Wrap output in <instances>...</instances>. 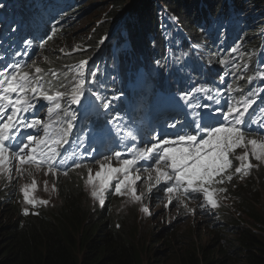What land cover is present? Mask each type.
Listing matches in <instances>:
<instances>
[{"label": "trees", "instance_id": "1", "mask_svg": "<svg viewBox=\"0 0 264 264\" xmlns=\"http://www.w3.org/2000/svg\"><path fill=\"white\" fill-rule=\"evenodd\" d=\"M4 1L12 0H1L0 9L8 11L14 7L4 8L1 3ZM84 1L78 0L77 5ZM134 1L131 12L117 24L118 29L128 25L130 32L119 31L105 44L101 55L83 70L80 69L81 62L97 54L91 47L98 48L105 33L113 29L115 21L121 18L126 1L119 0L116 4L111 1L104 20L89 36L79 39L70 54H55L57 52L49 48L44 50L43 47L51 42L50 38L38 41L37 35L42 36V32L38 34L34 29L31 32L27 27L33 21V26L38 24L36 31L39 32L44 24L47 27L44 30H49L51 18L58 14L59 20L65 18L66 15L60 11L53 15L51 11L37 15L36 21L28 16L19 19L17 15L14 21L27 19L23 30L16 29L11 24L13 20L4 25L8 20L6 15L0 31L7 29L11 39L15 36V42L21 37H36L31 39L32 42L38 41L30 54L32 64L25 72L32 77L39 76L42 83L51 81L50 90L71 92L86 72L87 85L93 86L98 84L99 73H105L100 77L105 79L102 93L106 102H114L112 93L114 96L123 93L121 97L134 95V89L144 82L161 87L183 86L201 83L196 78L214 76L218 82L231 83L228 88L233 91V100L255 98L256 87L264 82V0ZM202 2L208 5L202 7ZM76 10L72 13L77 15ZM168 13L175 16L171 15L169 26ZM135 23L141 27L134 28L132 25ZM13 28L22 34L16 35ZM136 29L138 34L134 36L132 33ZM61 32L53 31L49 36H58ZM3 34L0 39H3ZM64 34L66 32L61 35ZM41 42L45 43L43 47H39ZM233 48L236 50L230 51ZM38 50L45 57L42 62L35 60ZM221 59L224 60L223 65L219 62ZM140 60L146 63L140 65ZM36 66L41 69L40 73H36ZM93 71L97 73L95 77L90 74ZM97 111V107L92 109L88 117L92 114L96 118ZM88 117L89 122L91 119ZM86 129L82 127L79 147L85 142ZM242 151L237 149L236 155ZM239 164L240 161L234 159L231 170ZM228 172L232 174L231 181L225 179L224 183L215 184L213 188L225 189L221 195L235 209L237 217L226 207L220 219L224 228L220 230L211 221L206 227L212 237L199 245L190 242L187 247L178 242L174 230L168 232L169 228L159 223L160 232L149 230L141 235L135 228L137 214L133 222L129 221L128 215L130 211L136 212L138 202L133 206L121 203L115 210L106 194L105 203L100 206L92 199L91 187L81 185L78 178H75L78 181L73 179L71 185H61L59 180L63 178L57 179L59 185L53 188L48 205L34 216H27L30 206H23L22 201L16 202L14 195L8 199L0 191V264H165L167 259L157 248L165 246L172 249L173 244H181L169 257L173 264H264V166L253 165L247 175ZM75 173L70 177H75ZM78 173L82 181L87 180L86 168ZM2 196L5 199L2 200ZM29 217L35 220L27 222ZM164 231L167 233L162 235Z\"/></svg>", "mask_w": 264, "mask_h": 264}, {"label": "snow or ice", "instance_id": "2", "mask_svg": "<svg viewBox=\"0 0 264 264\" xmlns=\"http://www.w3.org/2000/svg\"><path fill=\"white\" fill-rule=\"evenodd\" d=\"M31 44L30 38L25 40V47L16 50L14 56L24 57L26 60L29 55L28 46ZM235 50L233 48L230 51ZM219 62L221 65L224 64L223 59ZM86 64L87 61L81 62L80 69H85ZM24 67V60L15 59L6 66L0 65V170L10 171L15 160V171L18 174L22 173V166L35 165L38 168L46 166L53 175H56L57 169H60L61 165H66L70 159L59 149L70 143L69 134L77 126L74 122L78 120L79 115L87 111L85 80L81 78L70 93H46L43 91L41 78L32 77L28 72L21 71ZM35 71L40 73L41 69L36 68ZM90 74L93 77L97 75L95 71ZM66 95L70 97L69 112L66 115H71L67 127L52 132L45 124L46 138L30 133L29 129L34 133L41 131L38 127L41 125V119L36 115L41 101L54 104L56 109H60L61 100ZM92 95L98 94L93 92ZM192 95L190 90L181 92L173 98L183 102L184 116L167 122L163 127L159 124H149V131L152 132L150 141L142 136L143 129L130 127L128 131L133 140L131 145L121 141L120 149L115 150L113 145L111 154H106L102 148L95 146H91V150L86 153H74L77 159L71 167H83L88 170L86 184L91 187V196L99 201L100 206L105 203L106 193L113 189V195L129 196L132 202L141 201L144 194H137L136 184L141 180L139 173L143 171L147 173L145 182L154 181L151 187L166 185L162 190L168 195L169 202L175 198L183 203L181 196L187 193L202 194L204 201L215 208L216 189L213 185L222 184L225 179L231 181L232 174L228 170L233 165L230 157L234 156V159L240 161L234 171L243 175H247V170L253 167L248 162L249 155L256 161L264 162V125L260 131L254 133L253 126L246 120V114L249 117L252 115L249 109L254 103L253 100L229 98L225 110L223 107H213L211 103H200L199 100L190 103ZM121 96L123 93H118L112 99H119ZM220 96L222 90H217L213 95L207 96V99L214 100L215 104L219 105ZM109 107L110 101L103 104L105 111ZM47 111L51 113L53 108L48 107ZM120 115L116 113L114 120ZM113 122L108 121V124L111 125ZM101 131L110 133L111 129L102 128ZM249 134L261 138L248 139ZM76 139L79 140V136ZM141 140L144 141L142 145ZM236 149L244 151L242 154L234 155ZM92 165H98L94 174ZM60 170L67 174V169ZM219 191L223 192L225 189L221 188ZM22 192L25 203L34 206L36 201L29 199L28 189L24 188ZM40 203L47 204L48 201ZM141 211L146 215L150 214L147 207L142 206ZM24 214L27 215L28 211L25 210Z\"/></svg>", "mask_w": 264, "mask_h": 264}, {"label": "rangeland", "instance_id": "3", "mask_svg": "<svg viewBox=\"0 0 264 264\" xmlns=\"http://www.w3.org/2000/svg\"><path fill=\"white\" fill-rule=\"evenodd\" d=\"M24 1H28V0H24ZM86 1L87 3H83L80 6L77 15H73L72 13L59 25V28H66L65 29L66 34L59 35L57 39H52L49 44H46L43 47L44 50L49 48L53 51H56L57 53H60L61 55L65 53H69L74 47L75 40H79L84 36H89L90 33L94 30L95 26H97L99 23H101V21L104 20L106 10L110 7L112 0H86ZM122 1L127 2L125 5H123V8L121 10L124 12L125 10H128L131 7L134 0H122ZM131 10L128 11V14L131 12ZM118 22H119V18L115 21V26L118 24ZM112 34L113 33L109 35L106 41L110 39V36ZM37 52L38 53L36 54V56L39 57V51ZM75 178H78V180H80L81 183L86 184V181H82L80 179L78 172L76 173L75 177L67 176L63 179V181L71 185L72 183H74L73 179L75 180ZM48 180L49 182H51V185L44 183L41 180L40 176L34 175V171L32 172V175H29L27 177L26 182L29 185L28 189H30L32 194L35 195L37 200L39 201H43V199H50L52 197L53 194L52 186L54 179L48 177ZM200 195L203 198V195L202 194ZM214 196L221 203L225 204L226 201L221 199V197L217 193H215ZM157 198L160 197L157 196L155 199ZM124 202L129 206V204L132 201L130 200L129 196H125ZM132 203L133 205L135 204V202ZM142 203H143V198L141 201L138 202V206H139L138 209L140 208ZM154 203L156 204V202L152 197L150 198L146 197V207L151 211V213H155L154 220L143 221L142 219L137 218L135 222V228H137L138 232L141 235L143 233H147L149 230H156L160 232L158 225H155L159 223L164 227L170 226L168 232L174 230L178 238V242L181 241L183 244H185L184 247H187L186 245L190 242L194 243V245H199L200 243H204L205 241L211 238L210 229L206 227V225H209L211 222L210 219L211 214L208 212H204L201 209L199 205V201L197 199L190 198V201L187 202L185 206L177 202L176 203L177 206L169 207L168 205L167 207L164 208L162 206H155ZM115 205L117 207L120 206V204H115ZM235 214L236 213H234V215ZM128 215H129V221L133 222L136 213L130 211ZM216 229L217 228H214V230ZM165 233H167V231H164L162 235H164ZM198 237H200V241ZM180 246L181 244H173L174 249L173 248L170 249L169 247H165V246H159L157 248V251L162 254V257L163 255L166 257L167 260L165 264H173L172 261L169 260V257H172V252L176 251V249H178Z\"/></svg>", "mask_w": 264, "mask_h": 264}, {"label": "clouds", "instance_id": "4", "mask_svg": "<svg viewBox=\"0 0 264 264\" xmlns=\"http://www.w3.org/2000/svg\"><path fill=\"white\" fill-rule=\"evenodd\" d=\"M150 89H152V87H150ZM44 123L47 124L48 127H51L52 126V121L48 117H45L44 118ZM105 139L107 141H111L113 139V135L112 134L111 135H105ZM70 148H71L70 149V152L68 153L69 156L76 149L74 147H70ZM234 155H236V151H235ZM230 158L232 159V165H233V163H234V156L233 157H230ZM248 162L250 164L254 165V166H256V165L261 166L255 160L249 159ZM13 164L14 165L16 164L14 160H13ZM30 170H33L34 171V175L40 176L41 177V180L44 183L51 185V182H49L48 177L49 178H52L54 180L61 179V178L64 179L68 175V173L70 171H71L70 175H72L75 172L77 173L79 171H82L83 170V167H81V168H73V167H70L69 169H67V174H65L62 171L61 174L59 176H57V175H53L51 171L50 172L49 171L47 172L45 167L38 168L35 165H29V166L28 165H24V166H22V173H24V171H30ZM95 170L96 169H94V172H95ZM10 171H11V169H10ZM229 171H234V170H231V168H230ZM247 172H248V170H247ZM22 173H19V174H22ZM76 173H75V176H76ZM240 174H243V173H240ZM140 176H141V180L140 181H137L136 189H137V194L143 193L144 194V197H143V203H142V205L140 206L139 209H136V212L135 213L138 215V218L139 219H142L143 221H152V220H154V215H155V213H151V211L149 209L148 210H149V213L150 214H148V215H146L145 213H143L141 211V207L142 206L143 207H146V197H148V198L152 197L154 199V201L156 202V205L155 206H164V207H165V205H167V206L168 205L169 206L172 205L173 206L177 202H179L181 205L185 206V204L190 201V198L197 199L199 201V205H200L201 209L204 212H208V213L211 214V216H210L211 221L214 222L216 225H218V227L220 228V230L224 228L223 222L220 221L222 210H224L227 207L231 212L236 213L235 209L231 205H229L227 202H225V204L221 203L215 196H214V199L216 200V203H217V207H215V208H212L211 205H208L207 202L204 201V199L202 198V196L200 194H192V193L183 194L181 196V199H183V203H181L179 199H175V198H173L172 201L169 202L168 195H166L165 192L162 190L164 187H166V185L160 184V185H157L156 187H151V185H152V183H154V181L145 182L146 181V178H147V173H144L143 172L142 175H140ZM21 180H22L21 182H14V185L12 184L10 186L7 185V184H5V183H1L0 182V191L4 192L3 196H7V192L8 191H10V192L11 191H17V190L19 191V189H21L20 190V193L18 194V198H20V201H22L23 206H30V204L25 203L24 196H23V192H22V189L26 188L27 185H28V183L25 181V177H22ZM150 187H151V191L148 190ZM52 188H54V187L52 186ZM158 189H161V190H158ZM28 193H30L29 190H28ZM215 193H217L221 197V199H223V197L221 195V191H219V189H216V192ZM106 194H108V196L110 198V201H111L110 205L111 206H113L115 204L124 203V200L121 201V202H118V201L120 199H122V198H125V196L113 195L112 194V191L111 192L108 191ZM31 195H32V193H31ZM155 195L156 196H159L160 198L155 199L156 198ZM3 196H2V200L5 199V197H3ZM165 198H166V200H165ZM92 199L94 201H96V202H99V201L95 200L93 197H92ZM45 200H49V199H43V201H45ZM162 201H165V202H162ZM234 216L237 217V213ZM155 225H158V223L155 224Z\"/></svg>", "mask_w": 264, "mask_h": 264}, {"label": "bare ground", "instance_id": "5", "mask_svg": "<svg viewBox=\"0 0 264 264\" xmlns=\"http://www.w3.org/2000/svg\"><path fill=\"white\" fill-rule=\"evenodd\" d=\"M117 1H119V0H112V2H114L115 4H116V2ZM14 2H16V3H20V4H25V5H23V6H27V7H32V6H34V4H35V2H37V1H34V0H28V1H19V0H16V1H14ZM44 2V0H40V5H41V3H43ZM135 2V1H134ZM29 4H32V5H29ZM133 4V3H132ZM40 5H38V6H40ZM208 5V3L206 2V3H204V2H202V7H206ZM132 6L133 5H131V7L128 9V10H131V8H132ZM36 7V6H35ZM33 8V7H32ZM36 8H33V11L35 10ZM128 10H125L124 12H122V14H121V18L119 19L120 21H121V19L123 18V16L125 15V14H128ZM262 10H264V9H262ZM26 12H28L29 13V15H31L30 14V12L27 10ZM48 13V12H47ZM0 14L2 15V16H6L7 15V11L6 10H4V9H0ZM39 13L37 12V14H36V16L38 15ZM168 15H169V20H168V22H167V26H169V24H170V21H171V15H173L174 16V14H170V13H168ZM36 16L34 17V20L36 21ZM47 16H48V14H47ZM50 16H51V14H50ZM175 17V16H174ZM26 22H27V19H23V20H20V21H12V23H13V26L17 29V28H21L24 24H26ZM49 22V21H48ZM38 26V24L36 25V26H33L32 28H35V27H37ZM134 28H139V27H141V26H137V24L135 23L134 25H132ZM112 27V26H111ZM126 27L127 28H122V29H118L119 28V26H115V27H113V29L110 31V32H108L107 34L105 33V35L104 36H107V37H109V35L111 34V33H113L111 36H110V38L111 39H113L114 37H115V35L119 32V31H122V32H124V33H126V32H130V27H128V25H126ZM42 28H44V29H47V27L46 26H43ZM132 29V28H131ZM27 31V30H26ZM18 32H20V31H15L14 33L16 34V35H18V34H22V33H18ZM25 32V31H24ZM134 36H136L137 34H138V31H137V29L135 30V32L134 33H132ZM30 39H32V38H36V37H33V36H30L29 37ZM132 38V37H131ZM74 40H75V38H74ZM2 41H4V37H3V39H0V44L2 43ZM78 40H75L74 41V44H76V43H78L77 42ZM8 42L9 41H7V42H5L4 41V43L2 44V45H4V44H8ZM56 44V43H55ZM104 48L103 47H98V48H96V50L98 51V53H101L102 52V50H103ZM49 51V50H48ZM221 51V50H220ZM45 52V51H44ZM50 52V51H49ZM42 54V53H41ZM45 54V53H44ZM44 56V55H43ZM47 57V56H46ZM45 58V57H44ZM140 62H142V60H140ZM138 64L136 65V66H138L139 65V61L137 62ZM146 63V61H144V62H142V63H140V65H143V64H145ZM40 64V63H39ZM39 64H37V66L39 65ZM41 64H43V63H41ZM4 66H6V64L4 63L3 64ZM36 66V67H37ZM182 67V66H181ZM38 68V67H37ZM216 69V68H215ZM212 72V71H211ZM227 72H229V68H227ZM215 75V74H214ZM177 77V76H176ZM180 77H181V79L180 80H182V75H180ZM212 77H214V76H212ZM217 77H218V75H217ZM178 78V77H177ZM50 79V78H49ZM194 79V78H193ZM204 79H206V78H204ZM204 79H202V80H204ZM184 80V79H183ZM48 81V80H47ZM150 106H155V107H161V105H159V106H157V105H155V104H152V103H148ZM100 105H102V103H100ZM100 105L98 106V107H100ZM166 106H168V104L166 103ZM101 109H103V107L101 108ZM163 110V109H162ZM89 120L91 119V121H93V119L95 118V115H90L89 117ZM161 119H159V121H157V123H155V124H159V122H161L162 121V117H160ZM131 121V120H130ZM83 122L84 123H86V125H84V127H87L88 126V128L90 129V131H101V129L102 128H105V127H101V126H99L96 122H88L87 120H83ZM134 122H136V121H134ZM116 125H120L121 127H125V128H128L130 125H128V123L126 122V121H124V122H118ZM94 126H96V128H94ZM149 134H152V133H149ZM148 138V137H147ZM148 140H150L149 138H148ZM140 143H144V141L143 140H141L140 141ZM15 161V160H14ZM13 163V162H12ZM15 163H16V161H15ZM7 167V166H6ZM32 172H33V170H30V171H24V173H22V174H18L16 171H15V165L13 164V167L11 168V171H2V170H0V182L1 183H5V184H7V185H14V182H21L22 180V177H25V181H27V177L29 176V175H32ZM61 172H62V170H60V169H57V171H56V175L57 176H59L60 174H61ZM70 173H71V171L68 173V175L67 176H69L70 175ZM66 176V177H67ZM60 181V183H61V185L63 184V183H67V182H64L63 181V179H61V180H59ZM78 181V180H77ZM68 184V183H67ZM80 184L81 185H84L83 183H81L80 182ZM59 184H58V181L57 180H53V187L55 188L56 186H58ZM27 189L29 188V185H27V187H26ZM20 190L21 189H19V191L17 190V191H8L7 192V197H8V199H10L11 198V196L12 195H14V199H15V201L16 202H19L20 201V198H18V194L20 193ZM29 190V194H30V196H29V199L30 200H35L36 201V204L33 206L32 204H30V208H29V214L27 215V216H34V215H37L38 213H40L41 211H43L44 209H45V207L48 205V203L47 204H42V203H40V201L39 200H37V198H36V196L35 195H31V191H30V189H28ZM157 197V196H156ZM165 200H166V198H165ZM45 201H48V200H45ZM162 202H165V201H162ZM155 204V203H154ZM123 205H127L125 202H124V204ZM156 205V204H155ZM114 206V209L116 210V205H113ZM129 206H133V203L131 202L130 204H129ZM173 206H177V204L176 205H173ZM162 207H164V206H162ZM169 207H172V205L171 206H169ZM35 213V214H34ZM76 214V213H75ZM159 215V214H158ZM20 217V216H19ZM71 218V217H70ZM24 219V218H23ZM73 219V218H72ZM7 220V219H6ZM35 220V218L34 217H29V218H27V222H29V221H34ZM66 222V221H65ZM29 224V223H28ZM31 226V225H30ZM29 226V227H30ZM130 226V225H129ZM34 227V226H33ZM69 227V226H68ZM169 229H170V226H167ZM205 227V226H204ZM15 228V227H14ZM31 228V227H30ZM20 229V228H19ZM33 229V228H32ZM31 229V230H32ZM16 230H17V228H16ZM23 230H24V228H23ZM212 237V236H211ZM42 246V245H41ZM152 253V252H151Z\"/></svg>", "mask_w": 264, "mask_h": 264}]
</instances>
